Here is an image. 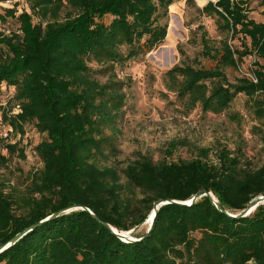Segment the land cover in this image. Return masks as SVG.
<instances>
[{
	"label": "trees",
	"instance_id": "16d2710c",
	"mask_svg": "<svg viewBox=\"0 0 264 264\" xmlns=\"http://www.w3.org/2000/svg\"><path fill=\"white\" fill-rule=\"evenodd\" d=\"M6 1L0 0V8ZM178 1L27 0L30 13L2 9V20L17 18L19 28L0 31V90L15 92L10 107L0 106V122L21 132L33 124L46 138L35 147L43 167L22 193L0 183V246L75 205L131 231L159 201L185 202L212 192L237 214L264 195V164L253 169L241 149H222L215 163L203 149L192 160L141 156L123 170L109 165L118 155L116 122L126 100L116 68L165 42L169 8ZM245 4L220 0L203 9L217 15L232 37H243L241 48L229 41L211 48L204 39L203 55L214 66L183 62L166 75L179 98L205 113L222 114L245 94L264 126V21L251 19ZM260 4L264 15V0ZM249 56L255 57L251 66L245 65ZM90 61L101 68L97 73L108 75L106 83L94 78ZM228 68L254 73L258 81L243 75L231 82ZM10 143L6 148L14 154L17 146ZM176 150L172 142L168 153ZM0 264H264V205L241 219L220 212L206 196L192 206L164 205L150 235L132 243L76 210L26 234L0 254Z\"/></svg>",
	"mask_w": 264,
	"mask_h": 264
},
{
	"label": "rangeland",
	"instance_id": "374dc122",
	"mask_svg": "<svg viewBox=\"0 0 264 264\" xmlns=\"http://www.w3.org/2000/svg\"><path fill=\"white\" fill-rule=\"evenodd\" d=\"M244 1L248 16L263 22L261 0ZM10 7L0 8V31H17V18L2 20V9H15L16 15L23 11L31 12L27 0H13ZM206 0H180L169 8L168 36L165 42L147 55L130 61L124 66L118 65L116 75L124 83L122 92L125 103L116 122V142L118 155L109 165L123 170L130 161L146 156L157 161H180L200 158L203 149H209L208 160L217 161L219 152L227 148L236 153L242 150L253 169L264 164V126L255 119L251 99L240 94L230 108L222 114L203 112L200 105L191 108L187 98H179L170 88L171 81L167 71L175 65L189 63L195 67L214 66V62L203 55V40L209 46L220 49L225 41L235 48H241L244 42L241 35L232 37L222 28L219 17L204 12ZM38 22L37 18H34ZM255 57H247L245 65H252ZM93 76L100 83H106L108 75L97 73L101 69L90 61ZM249 66V67H250ZM246 72V71H244ZM241 70L228 68L226 74L235 82L244 74ZM14 88L3 87L0 90V106L10 107ZM16 111V109L14 110ZM1 114V112H0ZM1 117V116H0ZM5 128L11 130V145L17 151L10 154L6 143L0 141V183L22 193L32 177L43 167L41 159L35 154V147L46 138L33 124L24 125L23 132L14 130L0 122V135ZM110 133V131H109ZM177 143V150L170 155V144ZM24 151V157L20 151ZM150 227L147 219L139 228L133 229L131 236L136 238L145 234Z\"/></svg>",
	"mask_w": 264,
	"mask_h": 264
},
{
	"label": "water",
	"instance_id": "95a60500",
	"mask_svg": "<svg viewBox=\"0 0 264 264\" xmlns=\"http://www.w3.org/2000/svg\"><path fill=\"white\" fill-rule=\"evenodd\" d=\"M204 196L209 197L212 200L213 204L216 206V208L220 212H222V213L226 214L227 216L234 218V219L246 218V217L250 216L252 213H254L259 206L264 205V195H261V196L256 197L255 199H253L250 202V204L248 205V207H246L241 212H239L237 214H232L229 211L225 210L220 205L218 199L214 196V194L212 192L198 193L195 196H193L190 200L185 201V202L177 201V200L159 201L154 205V208L148 217V219H151L150 227H149L148 231L146 232V234L141 238L132 237L131 236L132 231H119L116 228H114L113 226H111L110 224L101 221L98 218V216H96L89 208H87L85 206L75 205V206H71L67 209L60 210L59 212L49 216L48 218L36 223L32 227H30V228L24 230L23 232L17 234L11 241L0 246V254L3 253L4 251H6L7 249H9L12 245L16 244L20 239H22L26 234H28L32 230L42 226L43 224H45L46 222H48L50 220H53L55 218H58L60 216H63L65 214H68V213H70L72 211H76V210H83V211L90 213L93 216V218H95L97 221L101 222L105 227H107L112 233H114L123 242H125V243L139 242L141 240H144L146 237H148L150 235V233L152 232L154 222H155V218L157 216L159 209L162 206L169 205V204H177L180 206H192L194 203H196L199 199H201Z\"/></svg>",
	"mask_w": 264,
	"mask_h": 264
},
{
	"label": "built area",
	"instance_id": "2783aa9c",
	"mask_svg": "<svg viewBox=\"0 0 264 264\" xmlns=\"http://www.w3.org/2000/svg\"><path fill=\"white\" fill-rule=\"evenodd\" d=\"M219 1L220 0H206L205 4L212 3L213 5L216 6ZM13 4H14L13 0H7L5 3H2V5L4 7H10V5H13ZM246 76L249 77L254 83H257L258 80H257L256 76L254 75V73H246ZM15 109H16V111H14V113H18L19 107L17 106L13 110H15ZM11 133L12 132L9 128H5L0 135V141H4L7 145L12 139Z\"/></svg>",
	"mask_w": 264,
	"mask_h": 264
},
{
	"label": "bare ground",
	"instance_id": "6f19581e",
	"mask_svg": "<svg viewBox=\"0 0 264 264\" xmlns=\"http://www.w3.org/2000/svg\"><path fill=\"white\" fill-rule=\"evenodd\" d=\"M150 222H151V219H150Z\"/></svg>",
	"mask_w": 264,
	"mask_h": 264
}]
</instances>
